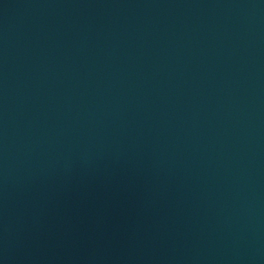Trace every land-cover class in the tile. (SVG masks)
<instances>
[{
  "label": "water",
  "instance_id": "water-1",
  "mask_svg": "<svg viewBox=\"0 0 264 264\" xmlns=\"http://www.w3.org/2000/svg\"><path fill=\"white\" fill-rule=\"evenodd\" d=\"M0 264H264V0H0Z\"/></svg>",
  "mask_w": 264,
  "mask_h": 264
}]
</instances>
